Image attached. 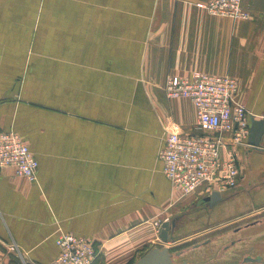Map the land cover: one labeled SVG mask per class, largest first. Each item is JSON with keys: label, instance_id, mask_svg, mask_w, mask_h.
Listing matches in <instances>:
<instances>
[{"label": "crops", "instance_id": "0c3cea01", "mask_svg": "<svg viewBox=\"0 0 264 264\" xmlns=\"http://www.w3.org/2000/svg\"><path fill=\"white\" fill-rule=\"evenodd\" d=\"M209 1L0 0V128L39 162L34 183L0 169V264H53L61 233L93 239L94 264L172 246L210 195L182 197L163 173L167 128L199 132L194 104L167 98L168 77H232L236 102L264 121V0H241L250 18L237 21L197 7ZM248 144L234 191L264 210V137Z\"/></svg>", "mask_w": 264, "mask_h": 264}, {"label": "built area", "instance_id": "2783aa9c", "mask_svg": "<svg viewBox=\"0 0 264 264\" xmlns=\"http://www.w3.org/2000/svg\"><path fill=\"white\" fill-rule=\"evenodd\" d=\"M197 7L208 14L237 20L250 18L241 0H211ZM239 89L236 79L229 76L195 72L189 76L172 75L166 81L168 99L190 100L197 112L199 132L183 135L178 127L167 128V138L159 157L163 173L182 197L204 190L211 195H225L240 186L242 175L238 149L250 147L252 115L236 102ZM229 137L230 144L225 142ZM230 147L224 157V148ZM14 168L17 175L37 181L39 162L29 145L15 131L0 128V169ZM160 227L161 223H156ZM59 255L53 264H94L99 256L91 238L72 233L58 235Z\"/></svg>", "mask_w": 264, "mask_h": 264}, {"label": "rangeland", "instance_id": "374dc122", "mask_svg": "<svg viewBox=\"0 0 264 264\" xmlns=\"http://www.w3.org/2000/svg\"><path fill=\"white\" fill-rule=\"evenodd\" d=\"M236 192L238 190L233 189L223 195L224 198L230 196L229 201L212 211L202 212L204 208L198 206L187 209V215L181 222V230H178L179 233L174 236L175 240L170 246L171 252L182 251V255L177 257L175 262L188 260L199 264L220 256L225 264H240L243 254H264V222L262 225L236 232L237 228H243L250 221H264V210L256 204L253 205L250 192H244L243 195H237ZM207 239L214 241L208 246L196 248ZM233 240H240L237 246L241 247L237 249L236 246V249L224 253L225 246Z\"/></svg>", "mask_w": 264, "mask_h": 264}, {"label": "water", "instance_id": "95a60500", "mask_svg": "<svg viewBox=\"0 0 264 264\" xmlns=\"http://www.w3.org/2000/svg\"><path fill=\"white\" fill-rule=\"evenodd\" d=\"M264 137V121H256L252 120L250 127V137L249 143L259 148L261 146L262 139ZM223 195L219 192H213L210 196L203 199V201H210V207L213 208L216 204H218L222 199ZM177 227V218L171 221H167L162 224L160 228V239L164 243H168L170 241V236L174 235L178 230ZM134 264H194L189 263L187 261H183L177 263L173 259V254L169 247L163 248H152L149 250L143 257H141Z\"/></svg>", "mask_w": 264, "mask_h": 264}, {"label": "flooded vegetation", "instance_id": "af4514ba", "mask_svg": "<svg viewBox=\"0 0 264 264\" xmlns=\"http://www.w3.org/2000/svg\"><path fill=\"white\" fill-rule=\"evenodd\" d=\"M206 198V197H205ZM205 198H202L200 201H199V205H197L198 207H203L204 210L202 212H209V211H212L214 210L217 206H219L220 204H223L225 202L228 201L227 198H223L218 204H216L213 208H211L209 205H210V201H203V199ZM186 215H183L180 217V221L182 222L184 219H185ZM180 222V223H181ZM187 222V221H186ZM263 220H255V221H250L248 223H246V225L242 228V227H239L236 229V232H239L241 231L242 229H246V228H251V227H254L256 225H262L263 224ZM214 240L213 239H207L205 241H203L202 243H199L196 248L200 249L202 247H205V246H208L210 245ZM238 241L240 240H233L229 245L225 246V248L223 249L224 253L232 250V249H236L235 247L238 245ZM223 253V254H224ZM173 254V259L176 260L177 257H179L180 255H182V251H178L176 253L172 252ZM184 261H187L189 263H193V262H190L188 260H184ZM183 262V261H181ZM240 264H264V254L262 253H259V254H253L252 252H249L247 254H243L241 255L240 257ZM199 264H225L223 262V259L219 256L215 259H211L209 261H204V262H200Z\"/></svg>", "mask_w": 264, "mask_h": 264}]
</instances>
